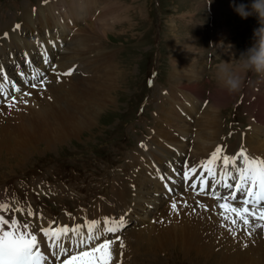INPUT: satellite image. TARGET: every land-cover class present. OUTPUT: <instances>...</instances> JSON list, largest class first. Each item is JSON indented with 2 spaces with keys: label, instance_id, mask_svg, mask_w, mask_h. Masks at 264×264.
<instances>
[{
  "label": "rangeland",
  "instance_id": "374dc122",
  "mask_svg": "<svg viewBox=\"0 0 264 264\" xmlns=\"http://www.w3.org/2000/svg\"><path fill=\"white\" fill-rule=\"evenodd\" d=\"M67 3L70 4L69 7L66 6ZM76 3L73 0H0V30L1 26L21 27V34L17 33L20 44L12 42L5 46L10 39L1 40L4 43H1L0 55L7 60L9 73H12L13 69L8 62L23 65L18 52H21V49L33 48V42L28 39L33 30H46L50 37L59 35L63 38L64 45L56 50L53 59L56 63L58 55L70 38L69 32L73 30V36L82 28L85 29L86 36L90 37L87 44L97 45L103 57L107 55V59L115 63L118 71L122 73L111 108L106 107L99 116L97 115L95 127L88 131L69 130L68 121L62 117L53 120L50 125H37L32 121L29 126L24 127L25 122H22L20 116H29L31 105L25 107V113L8 112L19 105L12 108L0 106V127L17 133L16 137L12 136L10 146H0V202L10 205L8 213L0 214L10 215L14 212L21 223H30L31 231L43 241L46 255L49 256L48 264L62 263L63 257L52 260L50 249L46 250V243L49 241L43 236L40 229L42 227H38L41 226L40 222L53 221L54 224L50 222L53 228L75 223L74 225H80L86 234L88 222H102L104 217H123L125 221L130 219L120 232L112 236L109 234V238L121 236L126 245L124 249L119 247L118 241L114 245L113 264H118L121 260L122 264H264V244L259 239L245 237V232L238 226L225 228L224 223L211 220L213 215L206 212L205 203L200 204V201L216 200L196 195L200 183H197L195 190L188 191L184 188L174 196L167 197L168 200H174L168 203L167 198L160 193L163 189L156 178V172L162 170L166 160L173 159L179 162L178 165H186L197 145V136L210 138L211 133L217 131L218 143L225 147L226 141L229 152L239 151V148L235 147L238 146L240 134L235 129L240 122L244 123L246 120L249 128L251 119L247 114L250 111L247 105L254 93L253 100L262 97L258 95L259 92H255L259 88L260 80L255 85L252 84L256 87L248 92L246 99L243 98V91L251 81L254 83L258 79L259 74L252 71L245 74L242 72V90L237 92L233 100L228 98L225 102L227 104L222 107L214 102L211 94L219 89L217 67L226 63L233 69L237 68L241 53L249 48V44L252 46L253 30L256 26L260 27L258 19L255 16L241 19L233 10V5L244 3L250 6L252 0H213L210 7L213 12L208 16L202 0H82L83 5L80 7L85 5L86 14L83 12V17L79 16L81 19L70 21L68 12L72 16L76 15ZM96 8L97 14L94 13ZM25 10L31 11L32 20L28 25H25ZM81 10L83 8H80ZM5 20L8 22L2 25ZM214 21L217 31L213 40L217 45L211 49L206 46V42L202 44L199 31ZM14 34L11 33L9 37L13 38ZM39 45L44 51L46 43L41 38ZM60 48L62 49L59 52ZM209 48L211 60L210 56L206 55ZM46 49L47 53H50L47 47ZM90 53L89 59H93L94 56L91 55L95 52ZM78 62L82 66L86 64L83 57L79 58ZM38 66L43 67L42 64ZM95 67H89L88 72L95 87L100 90L106 81L100 82L105 71ZM72 70L75 72V68ZM81 70L79 71L82 72ZM152 70L154 71L151 74ZM156 71L159 77L161 76L158 80L157 77L154 78ZM48 73L51 75L53 72ZM195 74L199 81L191 80L190 83L197 84L203 93L201 98L191 97L193 103L187 106L182 99L187 93L177 88L179 83L174 82ZM56 77L61 78L58 75ZM249 79L251 81H248ZM146 80L149 81V86H146ZM37 82L40 85V81ZM164 88L167 90H163ZM31 91L34 90L29 92ZM162 92L166 93L164 99H161ZM19 97L23 96L18 94L17 101ZM216 99L215 101L218 100ZM244 99L247 102L244 107L247 113L242 109L244 105L240 104ZM5 101H9L8 97ZM202 101L208 102L205 107L202 106ZM157 105L163 107L162 120L157 117L160 112ZM138 108H144V111H137ZM50 109L55 116H59L57 107ZM211 114L216 117L215 123ZM156 119L157 124L154 126ZM19 124L22 126L21 131H18ZM144 124L147 126H143ZM153 126L160 131L164 129L165 133L177 139L182 147L176 144L166 145L165 142L170 141L163 138L161 145L168 148L164 153L166 157L149 160L138 148L142 147L146 139L149 140V129ZM192 126H195L194 130ZM241 127L244 129L246 125ZM247 128L244 130V137L248 132ZM261 128L259 131L263 132L264 126ZM181 132L186 133V136L180 135ZM144 135L146 137L142 142L139 139ZM219 138L224 142H220ZM1 139L10 141L7 138ZM139 141L141 142L138 146ZM125 143L129 146H125ZM143 151L146 153V150ZM120 153L124 154V157ZM139 170L143 178H146L143 180L149 188L147 193L145 190H140V193L145 194L143 197L146 199L157 197L160 202H141L139 205L130 206V200L125 204L123 199H120V195L127 189H133L131 178L138 175ZM185 190L190 192L189 195L186 196ZM220 192L227 193V190L221 187ZM173 202L177 204L175 211L171 207ZM152 204H157V207ZM189 204L192 207L185 208ZM29 206L35 213L34 216L27 215ZM19 208L24 209L23 213L15 211ZM133 208L140 211L134 214ZM229 227L233 228L235 234L228 230ZM102 229L103 223L98 225V230ZM260 235H264L263 230ZM102 240L103 237L97 243ZM60 242L65 246L74 247L67 239ZM121 252L123 257H120Z\"/></svg>",
  "mask_w": 264,
  "mask_h": 264
},
{
  "label": "bare ground",
  "instance_id": "6f19581e",
  "mask_svg": "<svg viewBox=\"0 0 264 264\" xmlns=\"http://www.w3.org/2000/svg\"><path fill=\"white\" fill-rule=\"evenodd\" d=\"M73 1L75 3L77 1L76 8L74 10L76 15L72 16V14L70 12H68V17L71 18L70 21H75V20L81 19L80 17H83V15H84L83 12L85 13V5H84V7H80L83 5L82 0H73ZM66 6L69 7L70 4L67 3ZM66 6H65V8H66ZM80 8H83V10L80 11ZM41 11L43 12L44 10L41 9ZM30 12H31L30 10H28V11L25 10V13H24V18L26 20L25 25L31 24L32 16L30 15ZM59 27L62 29V25H60ZM6 28L7 29H3V31H8V37L10 36L11 33H15V34H14L13 38L9 37L10 41L6 45L5 44L4 45L8 46L12 42L20 44L21 40H19V37H17L18 35H17L16 27L8 25V27H6ZM3 31H2V33H3ZM84 31H85L84 28L79 29L77 31V33H75L72 37H70L68 40L69 42L68 41L66 42V46L64 47L61 54H59L57 59H56L58 67L61 69L62 74L60 76H61V78H63L62 81L60 80L61 79L60 77H59L60 79L58 77H56L57 72H54L50 75L46 71V73H48L51 76V78L48 79V80H50V84H44L43 87H40V85H38L37 89L30 92L31 95L28 99H26L25 97H19L17 104L19 105L20 108L18 107V108H12V109L8 110V112H11V113L16 112V111L25 113V107L28 105L32 106V109H30L31 112H30L29 116L27 114H25V115L22 114L20 116V119L22 120V122H25L24 127L29 126L28 125L29 122H32V121H35L37 123V125L45 126L44 125L45 123L46 124L48 123L50 125L53 120L62 117L68 121L67 127L69 128V130L79 131L81 129H87V131H88L90 128L95 127L94 122H95L96 116L97 115L99 116V114H101L102 111L106 107L111 108L110 105L113 103L112 102L113 96H114V94L117 93V91H115V89L117 88V84H118L119 80L122 79L121 78L122 73L118 71V68H117V66H115V63H113V62L111 63L110 60L107 59V57H108L107 55H106V57L105 56L103 57V54L101 52H99L100 48L97 49V45L96 46H89L87 44L90 37H87L86 34L84 33ZM1 43L3 44L4 42H1ZM27 45H29V44H27ZM98 45L100 47L101 44L99 43ZM93 47H95L96 49ZM90 52H95V53H93V55H91V57L94 56L93 59H88V55H86L87 53H90ZM82 57H83V62H86V64L82 66V70H81L82 74L76 72L79 70H76L73 73V71H74V70H72V68H74L73 63L75 62V60L78 61L79 58H82ZM92 65L96 66L95 69L101 68V71L102 70L105 71L100 82L102 83L103 81H105V80L106 81L104 82V87L103 88L100 87L101 88L100 90L95 87L93 80H91L90 76H89V74H90L88 72L89 67H92ZM64 70H65V73L69 72V70H71L72 75H70V76L63 75L64 73L62 71H64ZM84 74H85V76H84ZM99 74H100V72L98 73V75ZM173 75H175V74H173ZM191 80L195 82V81H199V78L195 74V75H192L190 77H185L183 79L176 80L174 82L176 84L179 83V85L176 86L177 88L184 90L187 93V94L182 96V99H183V101L186 102L187 106H189L190 104L193 103L191 101V97L201 98L202 93H203V92H200L197 84L191 85V83H190ZM209 83H210V80H209ZM218 83H219V89L217 90L216 93L211 94V97L213 98L214 102H216L217 104L220 105L219 107H222V106L227 104L225 102H227L229 99L233 100L237 96L238 93H229L228 90L223 86L222 82L218 81ZM259 84H260V85H258L259 88L256 89L255 92H259L258 95L262 96V97L258 98L256 100H253V97L255 95V93H254L252 96V100H250L248 102L247 107L250 110L249 111L250 113L248 112L247 114L250 115L249 119H251V121L249 122V128H247L248 132L245 134V137L247 139L245 137H243L242 146L245 149H247V152L252 157H259V158L264 159V131L263 132L259 131V130H262L261 127L264 126V75L261 76ZM54 92L55 93L57 92V93L52 95V93H54ZM162 93L163 94L161 96V99L162 98L164 99L166 93H164V92H162ZM39 98H41V100L38 101L37 99H39ZM215 98H217L220 101H218L217 99H216L217 101H215ZM23 100H27L28 103L24 104L22 102ZM53 106L57 107L58 111L60 112L58 117L55 116L54 113L50 109V107H53ZM252 107L254 108V110H252L253 109ZM157 108L160 109L159 115L157 117H159L160 120H162L163 107L160 105H157ZM215 118L216 117H214L211 114V119H212L213 123L216 122ZM156 122H157V119H156ZM21 130H22V126L20 125V128H18V131H21ZM161 130L162 131L154 128L152 133L150 132L151 135L149 136L150 137L149 140L146 139L145 142H144V140H141L144 143L142 144V147L138 148L139 152L144 154L145 156H147L149 158V160L152 159L151 161H155L154 159H158L160 157H163L164 153H166L168 151L167 147H163L161 145V142H162L161 139H163V138L167 141H170V142H165L166 145L176 144L177 146L179 145V147H180V145H181V147H182V144L179 143L177 141V139H173L171 136L167 135L165 133L164 129H161ZM16 134L17 133H15L9 129H5V128L0 127V138L10 139L9 142L5 141L6 139L5 140L1 139L0 140V146L1 147L10 146L11 145L10 142L12 141V136L16 137ZM259 134H260V137H258ZM180 135L186 136V133L181 132ZM217 135H218L217 131H213L211 133L210 138L207 136L198 137L196 135L197 136V138H196L197 145H195V147L193 149V153H191L189 159L187 158L188 160L186 162V166L188 165V167L200 168V171H202L201 170L202 168L200 167L201 163L208 160L211 156V153L214 152L218 146L225 149V147L222 144L218 143ZM185 145H187V144H185ZM9 148H12V147H9ZM143 150H146V153H144ZM224 154H227V152L222 153V155H224ZM16 155H19V154H16ZM155 155L157 156V158ZM227 155H229V154H227ZM165 157L166 156H164V158ZM221 167H222V160L217 161V171H220ZM144 177H146V176H144ZM143 179L146 180V178H143L140 170H139L138 175H135L133 178H131V182L134 185L133 189L132 188L127 189L124 193H122L120 195V199L122 198L125 204H128L129 200L131 203L130 206L139 205L141 202H147L148 203V202L159 201L157 197H153V199H146L143 197L145 194L142 195L140 193V190H145L146 193L149 190V188L147 186V182L144 181ZM187 190L190 191L189 189H187ZM219 191H221V187L219 188ZM185 192H186V196L189 195V193H190V192H187L186 190H185ZM154 193H156V191H154ZM160 193L163 194V192H160ZM159 199L162 200L161 197H159ZM117 201H118V199H117ZM200 202H201L200 204L205 203L204 208H206V210H207L206 212L213 215L212 216L213 218L211 217L212 218L211 220H217L219 222L224 223L227 226H232L228 221H224L223 218L220 216V212L222 210L219 208L218 205L222 201L216 200V201L207 202V201L202 200ZM161 203H162V201H161ZM143 206H145V205H143ZM152 206L157 207V204H152ZM189 207H192L191 204L187 205L185 208H189ZM181 208H183V207H181ZM133 211H135V212H133L135 214V213H137V211H140V210L133 208ZM199 217H200V215H199ZM166 218H167V216H166ZM206 219H209V218H206ZM249 219L252 220L251 217ZM256 223H264V221L252 220V223L249 226H244L242 224V222H238V227H240V229L245 232V234H243L245 237L248 236L253 240L259 239V241L264 244V235L263 236L260 235V231L261 230L264 231V228H256L255 231H252V228L255 226ZM74 224L75 223H73V224L70 223L68 226L75 227L76 225H74ZM39 225H41V226H38L39 228L40 227L47 228L48 226H50V222L47 223V220H44L43 222H40ZM215 225L217 226V224H215ZM212 228H213V226H212ZM222 229H224V228H222ZM245 229H247V230H245ZM180 231H181V229H180ZM248 232H251V235H248ZM170 233H171V230H170ZM37 237L39 240V236H37ZM169 237H170V235H169ZM41 242H42L41 243V251L45 252V248L43 247V241L41 240ZM260 242H259V244H260ZM151 246H152V244H151ZM154 246H155V243H154ZM241 247H242V245H241ZM45 254H46V252H45ZM59 264H62V263H59Z\"/></svg>",
  "mask_w": 264,
  "mask_h": 264
},
{
  "label": "snow or ice",
  "instance_id": "6c2138e0",
  "mask_svg": "<svg viewBox=\"0 0 264 264\" xmlns=\"http://www.w3.org/2000/svg\"><path fill=\"white\" fill-rule=\"evenodd\" d=\"M15 27L19 28L20 25ZM3 35L7 36L8 34L4 33ZM48 62L46 59L45 63ZM0 72H2V68H0ZM71 74L72 71L69 70L63 75ZM42 75L38 72L36 76L32 77L33 80H40V87L44 85V80L40 79ZM2 80L0 95L7 98L10 93L5 91V88L9 78L4 75ZM30 87L37 88L38 85L31 83ZM12 89L15 92H21V88L15 84H12ZM30 95V92L22 93V96ZM3 102V99H0V103ZM16 102L15 96H11L7 106L12 108ZM22 102L28 103L27 100ZM224 152L225 149L218 146L211 153L210 158L201 163L200 167L203 171L197 174V168L190 167L182 173L184 180H191L190 187L195 190L197 188L195 180L198 179L200 186L197 195L208 194L218 201H222L218 205L222 210L220 216L232 226H238V222L249 226L252 220L264 221V159L252 157L243 146L235 155H222ZM220 160H222V167L218 173L217 161ZM220 187L225 188L227 193H221ZM250 205L251 207H249ZM171 207L175 211L176 202H173ZM9 209L8 203L0 202V212L8 213ZM15 211L23 213L24 209L19 208ZM27 215L30 217L35 215L30 206ZM250 217L252 220L249 219ZM101 223H103L102 231L98 230V225ZM125 225L126 221L123 217L119 219L104 217L102 222L100 220L88 222L87 234L84 233L80 225L75 227L63 225L55 228L50 225L47 228L42 227L41 232L49 241L46 250H58L53 251L51 255L56 259L63 257L62 264H113L114 245L117 241L121 249H124L126 245L121 236L115 235L114 238H109V234L120 232ZM223 226L227 227V225ZM256 228H264V223H256L252 231H255ZM228 230L235 234L233 228H228ZM248 235H251V232H248ZM102 237V242L97 243ZM65 239L69 240L74 247L65 246L60 242ZM41 243L37 235L31 231L30 223H21L14 212L10 215L0 214V264H48L49 256L41 251ZM120 256L123 257V252L120 253ZM118 264H122V260Z\"/></svg>",
  "mask_w": 264,
  "mask_h": 264
},
{
  "label": "clouds",
  "instance_id": "9594fccd",
  "mask_svg": "<svg viewBox=\"0 0 264 264\" xmlns=\"http://www.w3.org/2000/svg\"><path fill=\"white\" fill-rule=\"evenodd\" d=\"M233 9L241 19L255 16L260 27L253 30L252 46L241 53L237 68L233 69L226 63L217 67L216 78L229 93L242 90L244 84L242 72L252 71L264 75V0H252L250 6L244 3L233 5Z\"/></svg>",
  "mask_w": 264,
  "mask_h": 264
}]
</instances>
